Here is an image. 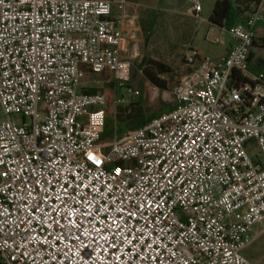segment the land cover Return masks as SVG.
I'll return each mask as SVG.
<instances>
[{
  "label": "built area",
  "instance_id": "1",
  "mask_svg": "<svg viewBox=\"0 0 264 264\" xmlns=\"http://www.w3.org/2000/svg\"><path fill=\"white\" fill-rule=\"evenodd\" d=\"M129 4L0 0L2 264H252L242 251L264 220V75L249 61L264 0L225 28V56L188 51L169 110L107 142L103 86L139 95Z\"/></svg>",
  "mask_w": 264,
  "mask_h": 264
},
{
  "label": "rangeland",
  "instance_id": "2",
  "mask_svg": "<svg viewBox=\"0 0 264 264\" xmlns=\"http://www.w3.org/2000/svg\"><path fill=\"white\" fill-rule=\"evenodd\" d=\"M195 1H199L202 6L200 17L189 13V8ZM129 2L127 13L134 18L137 28L135 37L129 43V55L134 64L129 87L133 91H139V95L129 93L126 87H117L116 93L112 94L113 105L114 97L117 96L123 98V101L114 106H122L126 110V115L132 116L142 112L146 117H152L173 106V90L180 78L187 73L185 57L188 51L194 49L202 57L217 58L230 44L231 38L225 27L221 28L209 22L216 0H129ZM260 24L257 27V38L264 37V29ZM217 40H223L225 45ZM257 42V46L252 48L253 60L251 65L249 61V71H253L255 75H264V48L260 46V40ZM157 63L163 64L169 71L158 74L163 68ZM142 68L164 80L166 88L160 89L150 83ZM92 79L88 73L84 79V86H89ZM111 82L113 84L115 79L111 78ZM11 117L16 122L22 121V115L12 114ZM4 118L5 114L0 105V121ZM135 127H138L137 120L131 122L127 130L136 129ZM122 134L114 131L112 138ZM252 142L253 140L248 141L247 151L255 158L256 149ZM252 235L255 239L243 249L242 254L252 264H264V220L253 226Z\"/></svg>",
  "mask_w": 264,
  "mask_h": 264
},
{
  "label": "trees",
  "instance_id": "3",
  "mask_svg": "<svg viewBox=\"0 0 264 264\" xmlns=\"http://www.w3.org/2000/svg\"><path fill=\"white\" fill-rule=\"evenodd\" d=\"M259 2L260 0H216L213 7V11L209 17V22L213 25L229 28L232 25L241 21L246 14L251 12L252 5H257L259 4ZM257 40H260V46L264 48V37H256L254 40L253 47L257 46ZM251 54L252 53H250V57ZM157 65L163 68V70L158 72V74L167 73L169 71L168 68L165 67L163 64L157 63ZM141 66L143 67L144 64H141ZM142 69L145 77L150 83L160 89L166 88L165 81L160 79L159 76L153 74L148 69ZM102 90L106 93L108 99L106 123L104 133L102 135V140L112 138L114 131L117 132V134H122L123 132H125V130H127L128 125L134 120H137L138 127H140L151 118V116L146 117L142 112H137L132 116H128V114L126 115V110L122 106H114L112 94L116 93L115 83L105 84ZM95 91H97V89L86 90V92L88 93H92ZM0 264H2L1 261Z\"/></svg>",
  "mask_w": 264,
  "mask_h": 264
},
{
  "label": "crops",
  "instance_id": "4",
  "mask_svg": "<svg viewBox=\"0 0 264 264\" xmlns=\"http://www.w3.org/2000/svg\"><path fill=\"white\" fill-rule=\"evenodd\" d=\"M261 28L262 29H264V22H261ZM217 26V25H216ZM258 27V26H257ZM221 28H223V27H221ZM258 34V33H257ZM231 43L232 42H230V44L228 45V46H226L225 47V49H224V52L222 53V55L221 56H219V57H217V58H221V57H223V56H225L226 54H227V51H228V49H229V47H230V45H231ZM225 45V44H224ZM255 47V46H254ZM253 48V47H252ZM251 57H250V65H251V63H252V60H253V50L251 49ZM251 72V71H250ZM251 73H253V71L251 72ZM254 74V73H253Z\"/></svg>",
  "mask_w": 264,
  "mask_h": 264
},
{
  "label": "snow or ice",
  "instance_id": "5",
  "mask_svg": "<svg viewBox=\"0 0 264 264\" xmlns=\"http://www.w3.org/2000/svg\"><path fill=\"white\" fill-rule=\"evenodd\" d=\"M85 215H87V213Z\"/></svg>",
  "mask_w": 264,
  "mask_h": 264
}]
</instances>
